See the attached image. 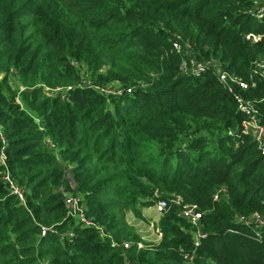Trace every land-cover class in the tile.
I'll return each instance as SVG.
<instances>
[{
    "label": "trees",
    "instance_id": "16d2710c",
    "mask_svg": "<svg viewBox=\"0 0 264 264\" xmlns=\"http://www.w3.org/2000/svg\"><path fill=\"white\" fill-rule=\"evenodd\" d=\"M74 61L133 92L79 87ZM260 61L264 0H0V264H264V227L245 224L264 216V155L238 102L264 125ZM67 193L98 228L68 215ZM172 199L198 207L205 237L195 247L171 204L160 243L137 249L126 213Z\"/></svg>",
    "mask_w": 264,
    "mask_h": 264
},
{
    "label": "built area",
    "instance_id": "2783aa9c",
    "mask_svg": "<svg viewBox=\"0 0 264 264\" xmlns=\"http://www.w3.org/2000/svg\"><path fill=\"white\" fill-rule=\"evenodd\" d=\"M263 16V11H259L257 17L258 19H261ZM246 40H252V41H257L258 37L249 34L245 37ZM173 47L178 50V48L180 46H178L176 43L173 44ZM212 66L216 69V73L217 76L219 78V81L223 84V86L228 90V92H232L233 86H235L238 89H241L243 91H245L246 89H248V84L242 80H239L233 76L228 75L225 71H223V69L217 65L214 62H211L209 64H201V63H197V62H191V66L187 67V66H183L184 70L183 72H190L193 75H199L201 74L204 70L206 66ZM264 62L260 61L256 64L253 74L257 75L259 74V76H261L260 78L264 80ZM81 87V86H79ZM99 90V88H96ZM67 90H72L71 87H68ZM126 94H130L132 93L131 88H127L125 90H122V94L123 93ZM119 92L114 93V96H117ZM121 94V91H120ZM239 102V109L245 113L246 116H248V119L246 121H243L242 123V127H243V134H249L253 136V139L255 141H257L259 143V148L262 151V154L264 155V143L262 141V137H263V133H264V126L263 124L260 123V121L258 119H256L253 116L254 110L252 108V104H250L249 102H244L241 101L240 99H238ZM1 161L2 163L5 162V157L2 156L1 157ZM12 184V183H11ZM13 185V184H12ZM16 188V187H15ZM13 194H17L19 196L20 199H22V195L21 193L15 191ZM67 196L66 194H64V202H65V206L68 210V215L70 217L75 218L76 220H78V217H82V210L84 212V209H82L81 205H80V199L76 196L73 197L75 200H77V202L70 200V199H66ZM215 200L217 199V197L214 198ZM171 204L180 206V216L191 225L192 227V237H193V241H194V246L196 247L199 243V241L205 237V235L201 232L200 229V219L202 217V213L199 211L198 207L196 205L193 204H185V205H181V201L179 199L177 200H171V201H167V200H158V202H156L155 204V211L157 212V214L162 215L163 213H165ZM85 213V212H84ZM84 219H82L83 221ZM241 220H245V219H241ZM251 223H256L258 225H261L264 227V216H258L255 215L252 219H246L245 220V224L246 225H250ZM44 230H43V234H44ZM124 248L127 247V245L124 243ZM185 258H187L186 255H184ZM191 260V259H190Z\"/></svg>",
    "mask_w": 264,
    "mask_h": 264
},
{
    "label": "rangeland",
    "instance_id": "374dc122",
    "mask_svg": "<svg viewBox=\"0 0 264 264\" xmlns=\"http://www.w3.org/2000/svg\"><path fill=\"white\" fill-rule=\"evenodd\" d=\"M180 49H181V47H179L178 48V50L177 51H180ZM185 60H183V62H184ZM72 64L80 71V79L78 80V82H76V84H79V86H82V87H90L91 89H93L94 87H98L99 88V90H97V89H95V90H97V91H99L98 93H100V94H102L103 96H105L106 98H114V97H120V95L122 96V90H124V89H127V88H131V90H132V92H133V86H131V85H129L128 83L129 82H126V84L127 85H124L125 83H123L122 82V80H118V79H111L110 81H107V82H109V83H107V84H104V86L102 87V86H98L96 83H95V80H97V79H90L89 78V75H87L86 73H85V71H84V69L86 68L85 67V65H82L81 63H78V62H72ZM100 72H102L101 73V75H103L104 74V71H100ZM254 75V74H253ZM14 75L13 74H11L10 75V77H11V79L12 80H15V78L13 77ZM257 77H261V76H259V74H257L256 75ZM11 80V82H14V81H12ZM128 81H131V80H128ZM140 86L141 87H143V88H147L146 87V84H144V83H140ZM43 87V86H42ZM43 89H44V91H45V93H46V95H49V96H52V95H55L56 93H58L60 90H50V89H48V88H45V87H43ZM120 91H121V94H120ZM117 92H119L118 93V95L117 96H114L113 94L114 93H117ZM124 95V94H123ZM21 105H22V107H23V104L20 102V101H18ZM264 126V125H263ZM0 139H2V141L4 140V137H3V135H2V129L0 128ZM262 141H263V143H264V133H263V137H262ZM47 144L48 145H50V146H52L51 145V143H50V141L49 140H47ZM3 149L4 148H2V150L0 149V165H5V162L4 163H2V161H1V157L2 156H4L5 157V155H4V153H3ZM1 178H2V181H7L8 183H9V187H10V189L13 191V193L15 192V191H17V192H19V193H21V191L18 189V188H15V186H14V184L12 185L11 184V182H10V179H9V177L8 176H6V175H4V176H1ZM71 181V180H70ZM72 183V182H71ZM11 184V185H10ZM71 187L73 188L74 187V185L72 184L71 185ZM66 196H67V198L66 199H70V200H73V201H75V202H77V200H75L73 197H78L79 199H81V196H79V195H76V196H73L72 194H70V193H67L66 194ZM21 200H23V197H22V199ZM172 200H177V199H172ZM81 202H82V200H81ZM156 204V203H155ZM155 204H154V206H152V207H154V209H155ZM81 207H82V209H84L85 210V207H84V205L82 204L81 205ZM151 207V206H150ZM155 213H157V212H155ZM159 218H161V217H159ZM82 219H84L83 221H82ZM80 224H82L84 227H93V228H98L97 227V225H95L94 223H92L91 221H89L88 219H86L85 218V214H84V212H83V210H82V217H78V220H77ZM182 229H188V228H186V225H185V223L184 224H178ZM67 235L68 236H70V237H72V233L71 232H68L67 233ZM158 236L160 235V233L158 232V234H157ZM105 237H109V235H104ZM160 237V236H159ZM147 242H145L144 244L142 243V246H140L139 247V245H137V249H142L143 247H145V245H149V244H146ZM125 244L127 245V247L126 248H124V249H128V248H130L133 244H131V243H129V242H125ZM150 245H152V244H150ZM45 264V263H44Z\"/></svg>",
    "mask_w": 264,
    "mask_h": 264
},
{
    "label": "crops",
    "instance_id": "0c3cea01",
    "mask_svg": "<svg viewBox=\"0 0 264 264\" xmlns=\"http://www.w3.org/2000/svg\"><path fill=\"white\" fill-rule=\"evenodd\" d=\"M154 207L140 208L136 215L132 211H128L125 215L126 222L133 228L135 234L140 238L137 245L142 246V243L152 244L157 246L161 240V234L158 236L157 224L160 215L155 213Z\"/></svg>",
    "mask_w": 264,
    "mask_h": 264
}]
</instances>
